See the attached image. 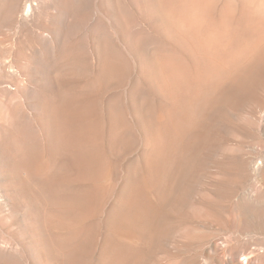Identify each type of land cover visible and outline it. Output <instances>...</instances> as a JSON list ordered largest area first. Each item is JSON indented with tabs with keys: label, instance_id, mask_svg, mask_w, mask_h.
I'll return each instance as SVG.
<instances>
[{
	"label": "rangeland",
	"instance_id": "rangeland-1",
	"mask_svg": "<svg viewBox=\"0 0 264 264\" xmlns=\"http://www.w3.org/2000/svg\"><path fill=\"white\" fill-rule=\"evenodd\" d=\"M6 1L0 0V264H71L57 223L82 207L88 181L77 157L96 165L102 152L59 145V123L78 129L89 116L102 129L115 103L131 106L137 71L145 63L152 68L151 55L169 46L183 52L163 34L156 7L150 10L156 0H31L24 16L21 8L5 10ZM226 1H216L215 11ZM246 79L216 95L196 119L187 159L170 165L169 179L152 193L158 204L147 225L137 239L119 243L122 258L115 262L109 248L100 255L92 232L89 249L69 256L72 264H247L249 252L260 254L252 264H264V65ZM152 99L156 108L168 101ZM44 173L59 188L44 183Z\"/></svg>",
	"mask_w": 264,
	"mask_h": 264
},
{
	"label": "bare ground",
	"instance_id": "bare-ground-1",
	"mask_svg": "<svg viewBox=\"0 0 264 264\" xmlns=\"http://www.w3.org/2000/svg\"><path fill=\"white\" fill-rule=\"evenodd\" d=\"M216 1H149L150 10L160 13L159 23L162 24L163 34L178 45L183 55L180 50L164 44L162 48L165 46L167 49L164 53L150 56L152 68L144 66L146 63L138 66L137 80L131 90V106L127 110L115 103L102 129L89 116L77 126L78 129L72 126L73 129H70L69 123H59V145L68 141L70 146L88 148V144V150L95 152L94 155L102 152L97 163L93 159L95 166L92 162L88 164L92 157L88 160L82 154L77 157L79 168L83 166L82 176L88 181L81 200L82 207L76 212L74 200H69V206L72 204L76 213L72 212L73 216H65L57 223L59 230H63L64 251L71 264L73 261L69 256L77 249L87 248V244L91 243L87 233L91 237L92 232L100 255L103 248L107 251L109 248L115 262L122 258L123 255L118 258L121 253L119 243L127 237L131 240L138 238L137 230H143L147 225L146 215L152 216L157 209V195L152 193L169 179L173 161L188 157L190 134L198 125L196 119L211 106L216 95L240 87L251 72L264 65V0H241V6L228 0L215 11L218 5ZM176 2L182 8H177ZM4 6L7 11L21 8L20 14L23 16L24 11L29 12L33 8L31 0H7ZM169 26L174 30H170ZM158 97H166L168 101L162 100L156 108L158 101L153 104L151 100ZM153 119L163 121L164 129L155 126ZM44 176V183H48L52 189L59 188L60 183L48 173H44ZM67 202V199L63 201L65 204ZM71 207L69 211H72ZM259 256L249 252L244 259L247 264H252L259 260ZM82 260L86 263V260Z\"/></svg>",
	"mask_w": 264,
	"mask_h": 264
}]
</instances>
